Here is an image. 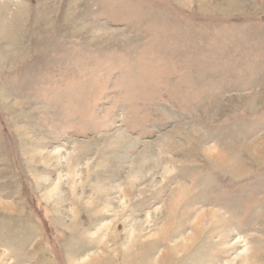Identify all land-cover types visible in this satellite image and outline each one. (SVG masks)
I'll return each mask as SVG.
<instances>
[{
    "label": "rangeland",
    "instance_id": "rangeland-1",
    "mask_svg": "<svg viewBox=\"0 0 264 264\" xmlns=\"http://www.w3.org/2000/svg\"><path fill=\"white\" fill-rule=\"evenodd\" d=\"M0 264H264V0H0Z\"/></svg>",
    "mask_w": 264,
    "mask_h": 264
}]
</instances>
